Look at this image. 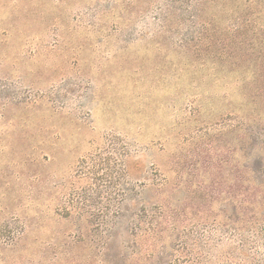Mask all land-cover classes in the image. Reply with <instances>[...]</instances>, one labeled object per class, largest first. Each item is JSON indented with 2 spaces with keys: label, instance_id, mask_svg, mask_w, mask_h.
<instances>
[{
  "label": "rangeland",
  "instance_id": "obj_1",
  "mask_svg": "<svg viewBox=\"0 0 264 264\" xmlns=\"http://www.w3.org/2000/svg\"><path fill=\"white\" fill-rule=\"evenodd\" d=\"M262 141L264 0H0V264H74L143 200L218 222Z\"/></svg>",
  "mask_w": 264,
  "mask_h": 264
},
{
  "label": "trees",
  "instance_id": "obj_2",
  "mask_svg": "<svg viewBox=\"0 0 264 264\" xmlns=\"http://www.w3.org/2000/svg\"><path fill=\"white\" fill-rule=\"evenodd\" d=\"M240 123L246 131L248 121ZM245 138L251 144L247 133ZM240 145L241 151L248 149L246 143ZM259 154L238 165L233 198L227 199L218 222L209 223L211 214L201 211L208 198L195 200L203 204L196 222L184 218L186 204L176 207L169 201L148 207L143 200L140 213L130 217L122 232L111 228L94 235L65 233L67 243L80 252L73 263L264 264V153Z\"/></svg>",
  "mask_w": 264,
  "mask_h": 264
}]
</instances>
